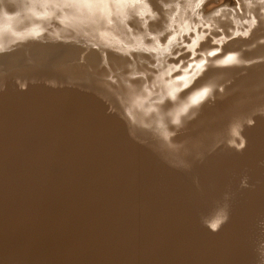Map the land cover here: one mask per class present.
<instances>
[{"label":"bare ground","instance_id":"obj_1","mask_svg":"<svg viewBox=\"0 0 264 264\" xmlns=\"http://www.w3.org/2000/svg\"><path fill=\"white\" fill-rule=\"evenodd\" d=\"M219 3L205 9L217 12L224 8ZM235 115L211 118L201 127L170 125V132L182 130L170 137L180 147L152 135L162 146L156 152L132 142L129 122L94 95L43 84L22 91L7 85L0 91V264H260L264 117L245 126V150H211ZM144 117L138 116L141 124L156 115ZM200 134L205 142L184 154V144ZM165 153L187 156V167L166 168ZM197 156L200 163L193 161ZM245 175L251 189L240 186ZM225 206L231 220L210 232L203 219Z\"/></svg>","mask_w":264,"mask_h":264},{"label":"rangeland","instance_id":"obj_2","mask_svg":"<svg viewBox=\"0 0 264 264\" xmlns=\"http://www.w3.org/2000/svg\"><path fill=\"white\" fill-rule=\"evenodd\" d=\"M213 1L219 3V0H148L158 15L155 19H149L145 29L134 10L128 7L137 0H0V54L3 55H0V91H4L7 85L22 91L29 85L43 84L87 92L100 99L112 115L129 122L127 131L132 142L146 148L155 147L154 151L159 152L162 146L156 145L158 141L153 137L160 135L154 128L156 118L141 124V116L155 117V113L145 114L144 111L152 106L160 107L154 101L158 99L157 94L164 90L167 81L182 75L188 64L194 66L195 62L207 59L205 71L192 87L212 84L217 91L214 98L193 110L194 116L189 114L191 119L184 118L182 126L189 128L198 123L201 127L211 118L214 120L220 115L230 114H237L230 122L232 124L234 121L237 123L235 119L245 122L247 117L256 121L264 117V13L261 12L264 5L259 4L258 0H224L219 3L224 8L210 14L206 6ZM177 3L181 11L172 21L170 16L176 9H168L164 5ZM197 3H200V7L193 13L189 5L195 6ZM249 13L257 17V26L248 37L234 35L249 27L243 23L251 18ZM129 16L131 18L127 19L125 27L120 21ZM193 27L195 31L191 30ZM147 33L157 36L161 46L167 45L173 35L176 40L169 46L170 52L144 51L145 46H156V41ZM197 36L203 39L197 40L196 46L190 49L188 46ZM222 36L224 39L220 40ZM209 52L216 54L208 56ZM234 52H238L244 60L257 62L239 66L215 65L214 61ZM5 54L8 56L5 57ZM174 65L180 67L172 72L171 77L162 75ZM221 87L224 89L222 92L219 91ZM191 90L189 88L181 95ZM130 98L135 99L136 103ZM168 105L166 102L161 107L167 108ZM146 124L152 125L151 129L145 128ZM230 125L223 128V133L229 131ZM142 128H145L144 132ZM228 131L225 133L227 135L218 133L215 136L217 142L213 138V152L228 145ZM179 133H182L181 129L175 131V135ZM205 140L202 134L194 137L190 143L184 144V154L190 155L192 147L201 145ZM219 141L226 142L221 144ZM165 154L167 160L164 158L161 163L166 168L180 170L187 167V156ZM194 158V163L201 162L202 157ZM260 264H264V257H261Z\"/></svg>","mask_w":264,"mask_h":264},{"label":"clouds","instance_id":"obj_3","mask_svg":"<svg viewBox=\"0 0 264 264\" xmlns=\"http://www.w3.org/2000/svg\"><path fill=\"white\" fill-rule=\"evenodd\" d=\"M259 4L264 5V0H258ZM129 8L133 9L135 15L140 18L143 23L145 29L147 28L149 19H155L158 15L156 11L153 10L148 0H137L136 3H132L128 5ZM165 8H175L176 12L170 16L172 21H175L176 16L180 14L181 8L180 5L177 4H166ZM192 8L193 13H195V9L200 7V3H197L195 6L189 5ZM261 12L264 13V8L261 9ZM219 13H217L218 15ZM250 19H245L243 21L244 24L249 25L247 29L243 32L237 31L234 35L248 37L250 35L251 30L257 26L258 20L255 15L249 13ZM147 17L148 19H145ZM131 17H126L124 20L120 21V23L124 24L127 27V19ZM239 23V22H238ZM186 30V29H185ZM195 31V27L191 29ZM130 31V29H129ZM147 35L152 36V39L156 41L154 47H144V51L150 52H170L169 46L173 44L176 40V36L173 35L169 38L167 45L161 46L159 39L157 36L152 33H147ZM163 35V33H160ZM203 39L202 36H197L195 40H193L192 44L188 47L190 49L196 46L197 40ZM224 37H220V40H223ZM215 43H219V41H214ZM264 42V41H262ZM215 52H209L208 56L215 55ZM257 61L253 60H244L241 58L238 52L229 53L226 58L218 59L214 61L217 66H231V65H251L252 63H256ZM183 63V62H181ZM208 64L207 59H201L199 62H195L194 66L192 63L188 64V67L183 69V74L176 76L174 79H170L167 81L164 90L158 93V99L154 101V104L163 106L166 102L170 104L169 107H149L145 110L146 114L155 113V128L156 131L163 137V139L169 143V147L173 149H178L180 145L173 144L170 141V137L175 135V132H170L169 125L175 127H181L183 124L184 118L188 117L191 113L192 116L195 115L194 109H198L202 104L208 101L210 98H214V94L217 91V88L212 84H202L199 87L193 88L195 81L199 78V76L205 71V67ZM179 65L170 66L169 70L162 74L168 75L171 77L172 72L179 69ZM162 78V76L160 77ZM192 88L190 92L186 95H181V93L185 92V90ZM223 87L219 89V91H223ZM255 121L252 118L247 119L245 122H237L230 126L229 128V136L227 139V143L230 147H233L235 151L241 152L247 147V139L243 135L245 126L251 127L254 126ZM144 127L151 129L152 125L146 124ZM238 141V142H237ZM259 167H264V160L258 161ZM198 181V178H197ZM240 186L244 189H251L253 187L251 178L247 175L243 176L240 181ZM231 213L228 210V207L225 206L220 208L211 219L205 217L203 219V225L212 233L220 232L226 224L231 220ZM258 252L261 257H264V242H261L258 246Z\"/></svg>","mask_w":264,"mask_h":264}]
</instances>
